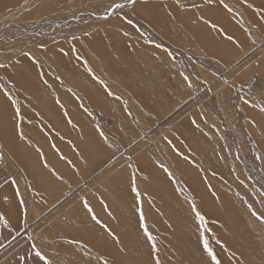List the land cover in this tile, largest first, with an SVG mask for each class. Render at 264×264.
<instances>
[{
    "label": "rangeland",
    "instance_id": "rangeland-1",
    "mask_svg": "<svg viewBox=\"0 0 264 264\" xmlns=\"http://www.w3.org/2000/svg\"><path fill=\"white\" fill-rule=\"evenodd\" d=\"M15 1L13 5L11 0H5L0 7V30L12 21L26 29L36 28L40 19H49V15L73 12L75 16L102 2ZM185 1L178 0L176 5L186 10ZM229 1L241 0H223L218 5L225 10ZM200 2L203 0L194 3L196 11L203 9ZM209 2L205 4L206 11L211 8ZM216 4L212 3L213 9L209 10L215 11ZM166 7L160 14L164 16L160 32L146 24L149 16H136H141L138 23L157 32L153 37L158 41L155 46L150 44L152 40L145 42L132 34L116 37L120 38L119 44L105 36L98 38L105 44L95 55L85 47L97 25L89 21L90 29L78 34L79 40L85 37V47L74 38L75 34L69 33L67 36L78 43L76 49L81 56L90 61L86 65L81 60L73 72L60 66L53 52L47 50L49 45L54 49L52 44L62 40L61 36L47 41L37 32H32L33 37L20 33L13 36V41L7 37L0 46V154L9 160L7 168L0 162V264H105L102 258L114 264L112 257L105 254L109 243L125 248L127 258L122 261L134 264V259L141 261V256L122 238L123 232L131 230L130 234L145 238L142 244L150 261L156 264L159 256L164 264H172L169 238L175 234L176 243L180 242L186 233L178 227L183 223L184 227L179 228L190 232L187 221L192 219L199 243L204 244L205 239L208 245L209 241H219L216 247H209L221 264H264V47L231 69L251 49L264 45V0H242L241 4L230 5L227 23L224 19L213 22L205 14L202 18H185L182 14L180 19ZM42 8L45 11L39 12ZM128 22L134 24L129 19ZM224 23L236 32L225 31ZM112 27L115 32L116 25ZM126 28L130 30L125 25ZM1 32L2 39L9 33ZM204 35L210 38L202 44ZM29 53L42 58L53 72L49 71L52 79L60 80L62 85H56L46 75L48 83L41 81L35 69L40 66ZM55 55L63 58L58 50ZM21 61L35 82L30 76L23 77L30 84L14 79V72L25 69ZM75 73L78 81L73 78ZM251 82L253 89L248 87ZM145 135L149 137L147 142L137 145L136 141ZM191 144H204L206 149L192 150ZM126 152L128 155L122 158ZM117 156L122 161L111 163ZM216 160L221 162L217 167ZM141 165L146 167L141 169ZM177 171L187 180L192 195L176 183L179 180L173 173ZM99 176L108 178L104 182L107 184L98 183ZM195 179L197 183L192 184ZM206 182L213 185L210 191ZM80 186V192L55 208L59 200ZM227 192L237 202L230 198L227 201ZM200 198L209 199L208 203L211 200L213 209L229 205L230 211L243 220L238 222L235 216L234 220L229 211L227 220L210 213L211 220L203 213ZM192 202L209 220L211 229L205 230L206 220L194 218ZM173 209L180 222L171 220ZM27 222L33 224L32 234L42 240L43 251L25 233ZM149 233L155 237V247L147 239ZM223 237L235 246L229 247L232 252ZM222 254L228 258L222 260ZM207 256L204 247L196 248L197 262ZM210 261L215 264L211 258Z\"/></svg>",
    "mask_w": 264,
    "mask_h": 264
},
{
    "label": "bare ground",
    "instance_id": "bare-ground-1",
    "mask_svg": "<svg viewBox=\"0 0 264 264\" xmlns=\"http://www.w3.org/2000/svg\"><path fill=\"white\" fill-rule=\"evenodd\" d=\"M2 1V2H1ZM103 1L104 0H102V2L100 3V5L98 6V7H90V9H83V10H80V11H78L77 12V14L74 16V15H72V13L71 14H68V15H62V16H64L63 18H62V16H59V15H57V16H52V15H49L51 18H49V19H40L41 21H39V20H35V21H39L37 24L39 25L38 27H36V28H32V27H29V28H27L26 29V27L24 28V27H21L22 25L19 23V22H16V21H12L13 23L9 26V27H7V26H5V27H3L2 28V30H0V33H2L1 31H6V32H9V33H7V35H6V37L4 38V39H2L1 38V36H0V46H2L4 43V41H6V38L7 37H10V38H12V40L11 41H13L14 39H16V37H13L14 35H19L20 33L21 34H24V36H35V34H36V32L39 34V35H37V36H39V38H41V39H46L47 41H50V39L52 40V38L51 37H53V38H55V37H60L61 36V39L62 40H59L58 41V43L56 44V43H54V44H52V46L54 47V49H51L50 47H51V45H49V47L47 48V50H50V52H53V54H54V56H56L57 57V60H58V63H59V65L60 66H63L64 68H65V70H67V71H72L73 69L72 68H74V66L75 65H77L81 60H83L84 62H85V64L86 65H88L89 63L88 62H90V61H88V60H84V57L83 56H81V54L82 53H79V51L77 50L78 49V43H75V42H73L71 39H70V37H68L67 35L70 33V34H75V36H74V38H76V39H78L77 38V36H78V34L79 33H83V32H85V31H87V30H89L90 29V26L88 25L89 23V21L91 22V24H94L95 26H96V29L94 30V32L91 34V35H88L89 37H91V39L89 40V42H88V44L89 45H87L86 46V44H85V42H84V39L83 38H85L84 36H83V38L82 37H80V42H81V44L83 45V47H85V48H87L86 50H92L93 52H94V54L95 55H97V53L95 52V51H101V48L103 47L102 45H103V43H101L100 42V40L99 39H103V37H105V36H109V38H114L115 39V42L116 43H120L119 41H118V39H120V38H116V37H118V36H120V35H122V36H124L125 37V35L127 34V35H129V34H132V35H134V36H136V37H138L139 39H141L142 41H151L152 40V42L150 43V44H152V45H157L158 44V41H156V40H154V36H156V34H157V32H160L161 30H162V26H161V24H160V21H162L163 23H164V16L163 17H161V13H163V9H162V7H165L166 5L168 6V10H171V12L173 13V15H178V17L180 18V15H184L185 14V18H187L188 16L190 17V15L192 16V17H194V18H196V17H200V18H202L201 16L202 15H206L211 21H213V22H216V23H221V22H223V19H224V22H228L230 19L229 18H231V16H228L229 14H231V12H228V7L230 6V5H232V4H234V5H237V4H241V1L239 2V3H237L236 1L234 2V3H232V1H229V2H231V3H227V7H225L226 9L224 10V7H223V9L221 8V6L219 7V3H222V1L223 0H211V2H209V0H203V2L201 3V4H204L203 5V9H201V10H199V11H196L195 10V7L193 8V6L195 5L194 3H195V1L196 0H187V1H185V4H186V10L185 9H181V5L180 6H177L176 4V1H178V0H135V3H132L131 2V0H109L110 1V3H103ZM108 1V2H109ZM169 3H168V2ZM181 1H184V0H181ZM11 2L13 3V5H15L16 4V1L15 0H11ZM199 2V1H198ZM207 2H209L210 4H209V7H211L212 8V3H217L215 6H217L216 7V10L214 11V10H209V9H211V8H209L207 11H206V7H207V5H205ZM4 4H5V0H0V7H2V6H4ZM116 5H120L121 7H116ZM222 5V4H221ZM17 6V5H16ZM214 6V7H215ZM197 7V6H196ZM86 8V7H85ZM202 8V7H201ZM3 8H1V10H2ZM204 9H205V11L206 12H204ZM213 9V8H212ZM46 10H47V8H46ZM159 11V14H157L156 13V11ZM217 10L221 13V17H219V13L217 12ZM45 11V8H42V9H40L39 10V12H44ZM150 12L151 14L149 15V14H146L147 12ZM48 12H51V10H49ZM48 12L47 13H41V14H37V13H35L34 14V19H35V15H37V17H41V16H44V15H46V14H48ZM76 12V11H75ZM145 12V13H144ZM228 12V13H227ZM139 15H144V16H149L151 19L148 21H145L146 22V24H148L151 28H149V26H147V25H145V24H140V23H138V21H140V17L139 18H137L136 16H139ZM172 15V14H171ZM172 15V16H173ZM2 16V15H1ZM144 16H143V18H144ZM175 16H173V17H175ZM53 17V18H52ZM123 17V18H122ZM168 17V16H167ZM188 17V18H189ZM11 18V17H10ZM143 18H142V21H143ZM175 18H177V17H175ZM178 18V19H179ZM14 19H15V15H14ZM65 19H67L66 21H63V20H65ZM127 19V20H126ZM128 19H129V21H130V23H134V24H129V22H128ZM137 19H139V20H137ZM181 19V18H180ZM179 19V20H180ZM145 20V19H144ZM182 20H184V18H182ZM181 20V21H182ZM61 21H63V22H61ZM18 23V24H17ZM24 23V22H23ZM26 23H28V22H26ZM25 23V24H26ZM183 24H184V22H182ZM226 23H224V25L225 26H227L226 28H225V31H229V33H234V32H236V29L235 28H233L232 26H230V25H227ZM29 25V24H28ZM112 25H116V30H115V32L113 31V27H112V29H111V26ZM125 25L127 26V27H129L130 28V30H127L128 28H126L125 29ZM24 26V25H23ZM229 26V27H228ZM195 27V26H194ZM197 27V26H196ZM32 28V29H31ZM192 28V27H191ZM19 29V30H18ZM31 29V30H30ZM149 29H151V30H155V31H157L156 33L155 32H150L149 31ZM10 30H14L13 32H10ZM20 30H22V32H20ZM192 30V29H191ZM163 31V30H162ZM32 32H34L35 34L33 35V33ZM199 33V32H198ZM205 33V32H204ZM226 33V32H225ZM90 34V33H89ZM83 35H85V34H83ZM196 35V34H195ZM199 35H200V33H199ZM206 35V34H205ZM204 35V40L203 41H201V43L202 44H205V42L207 41V40H209V38H208V36L206 37ZM159 36V35H158ZM202 36H203V34H202ZM201 36V37H202ZM101 37V38H100ZM168 37V36H167ZM200 37V36H199ZM65 38V40H63ZM99 38V39H98ZM197 38H198V36H197ZM101 39V40H102ZM104 41V40H103ZM10 42V41H9ZM51 43H53L52 41H51ZM50 43V44H51ZM25 44V43H24ZM105 44V43H104ZM109 45H110V43H109ZM9 46V45H8ZM104 46H106V45H104ZM107 47V46H106ZM262 47H264V45H263V43H261V45L259 44V45H257L256 46V48L255 49H251V51L246 55V57H243L236 65H232L231 66V69H234V68H236L238 65H241L242 63H243V61H245V60H248L249 58H252L254 55H255V53H257L258 52V50L260 49H262ZM77 48V49H76ZM57 50L58 51H60L61 53H62V55H63V58L60 56V55H55L56 54V52H57ZM31 52L32 53H34V51H32L31 50ZM32 53H29V55H31L33 58H35V60L38 62V64H39V66H40V69H39V67L37 68V67H35L36 65H38V64H33V63H31L34 67H35V69H36V72H38L39 73V76H40V80L41 81H44L45 80V82H47L48 83V81H47V79H45L46 78V76L47 77H49V78H51V81H53L56 85H58V86H61L62 85V82L60 81V80H57V79H52L53 77H52V74H50V72L51 73H53L52 72V70H51V68H50V66H48V65H46V62H43L41 59L42 58H40V57H35L34 56V54H32ZM66 55H65V54ZM234 53V52H233ZM93 54V55H94ZM1 55V54H0ZM90 55V54H89ZM4 56V55H3ZM98 57H99V55H98ZM1 58V57H0ZM30 58V57H29ZM30 60H32V58L30 59ZM34 60V59H33ZM97 60V59H96ZM30 63V62H29ZM35 63V62H34ZM21 64L24 66V68L25 69H22V70H20L19 72L18 71H16V72H14L13 73V75H14V79H16V80H18L19 82H24V84H30L31 82L30 81H27L26 82V79L24 80V78L23 77H25V76H30L29 78L30 79H32L33 81L32 82H35L34 81V79H33V76L32 75H29V69H28V67H27V65H26V63L25 62H22L21 61ZM91 64V63H90ZM81 65H84V64H82L81 63ZM85 66V65H84ZM86 67V66H85ZM90 67V66H89ZM50 71V72H49ZM73 72V71H72ZM46 75V76H45ZM44 79H43V78ZM78 74L77 73H75V75H73V78H74V80L75 81H78ZM2 79H4V78H2ZM7 81V80H6ZM46 83V85H48ZM108 85V84H107ZM248 87L250 88V89H253V88H255V86L253 85V82H251L250 83V85H248ZM71 90V89H70ZM34 92H35V90H34ZM255 92V91H254ZM254 92H253V96H254ZM41 93V92H40ZM112 93V92H111ZM257 95V94H256ZM75 96L77 97L78 95L77 94H75ZM78 98V97H77ZM76 99V98H75ZM79 101H81V100H79ZM5 109V108H4ZM3 110V109H2ZM6 110H8V109H5V111ZM2 112V111H1ZM260 119V118H259ZM260 123V122H259ZM156 130V129H155ZM154 132V131H153ZM87 134V133H86ZM147 135H145L143 138H139L137 141H136V144L137 145H140V146H142L143 144H145L144 142H147L146 140H147V138H149V137H146ZM139 146V147H140ZM124 151L126 150V149H123ZM123 150H122V152H123ZM129 152V151H128ZM128 152H126L125 154H122V158H123V156H125L126 154L128 155ZM150 153H152V152H150ZM2 154V158H1V160H0V162L2 163V165L3 166H5V168H7V167H9V160L7 159V156L4 154V153H1ZM151 155H153V154H151ZM119 156H120V151H119ZM119 156H117V157H115L114 158V161L113 162H111V163H120V161H122L121 160V157H119ZM144 162H146V161H144ZM148 165V164H147ZM149 166V165H148ZM147 166V167H148ZM152 165H150V167H151ZM155 166V165H154ZM144 167H146V165H144ZM144 167L141 165V169H144ZM147 170H148V168H147ZM150 170V169H149ZM111 171V170H110ZM110 171H109V173H110ZM106 172H108V169L106 170ZM108 173V174H109ZM149 173V172H148ZM151 173H153V172H151ZM163 175V174H162ZM110 176V175H109ZM153 176V175H152ZM152 178V177H151ZM186 178H189V179H192V178H190V177H186ZM108 180V178H106L105 179V177H100L99 176V179H98V183H104L105 181H107ZM159 180V179H158ZM161 180V179H160ZM153 181V180H152ZM164 181V180H163ZM107 183V182H106ZM106 183H104V184H106ZM195 183H197V180L195 179V180H193V182H192V184H195ZM162 184H165V183H163L162 182ZM169 185V184H168ZM199 187V186H198ZM197 187V188H198ZM152 188H150V190H151ZM80 192L81 191V186L80 187H78V188H76V190L75 191H73V192H70V193H68L67 195H65V197L64 198H62L61 200H59L58 202H57V204L56 205H54L55 206V208L57 207L58 208V206H59V204H61L62 202L64 203L65 201H67V200H69L71 197H72V195L73 194H75L76 192ZM192 191H195V189H193ZM196 191H197V189H196ZM188 193V192H187ZM193 193V192H192ZM196 193V192H195ZM200 196L202 195L201 194V192H200V194H199ZM197 196H198V194H197ZM202 197V196H201ZM203 198H205V197H203ZM201 199V198H200ZM199 200V199H198ZM208 201H209V199L208 200H202L201 199V201H200V206H201V208L203 209V213H205L207 216H208V218H210L211 220H212V217H211V215H210V213H213L214 215H216V216H218V218H220V220H222V219H226L227 220V216L225 215L224 217L222 216V214H221V212L222 211H224V210H228L229 212H230V214H231V216L230 217H233L234 218V220H236L235 219V217H238V222L239 221H241V220H243V218L242 217H240V216H238V215H236L235 213H233L232 211H230V207H229V205H227L226 204V206H224V207H219L218 209L217 208H215V209H213L211 206H210V204L209 203H211V200H210V202L208 203ZM221 201V200H220ZM175 207V206H174ZM176 209V208H175ZM182 209V208H181ZM49 212H51V209L49 210ZM227 214V213H226ZM171 215V214H170ZM174 215V214H173ZM228 215V214H227ZM46 215H44V216H42V218L43 217H45ZM185 216V215H184ZM235 216V217H234ZM180 219V218H179ZM190 219V218H189ZM174 223H175V221L173 220V218L171 219ZM226 220H225V222H226ZM181 221H182V219H181ZM132 222V221H131ZM133 222H134V220H133ZM173 222H171V223H173ZM211 222V221H210ZM212 223V222H211ZM220 223V222H219ZM81 224H83V223H81ZM26 225L28 226V227H26V231L27 232H25L27 235H29L30 237H32V240H33V244H34V246L37 248V249H40V251H43V249L41 248V244H43V243H41V241L39 240V236L37 235V234H32V230H33V224L32 223H26ZM86 225V224H85ZM218 225V224H217ZM132 226V225H131ZM187 226H188V229H189V231L190 232H186V231H184V229H182V228H179V227H182V225L181 226H179L178 227V229L181 231V232H184V233H186V236H181L180 238H181V240H180V242H186L187 241V244L189 245H191V244H193V243H197V240H198V234L196 233V228H195V224H194V221H193V219H192V222H190V221H187ZM186 226V227H187ZM215 226V225H214ZM226 226V225H225ZM85 227V226H84ZM217 227V226H216ZM222 227V226H221ZM228 227V226H227ZM85 228H87V227H85ZM219 228V227H218ZM229 228V227H228ZM88 230V229H87ZM220 230H222V229H219V232H220ZM216 231H218V230H216ZM228 230H226L225 232H227ZM231 231V230H230ZM237 231H239V230H237ZM91 232V231H90ZM132 232V230L131 231H129L127 234H125L126 232H123L122 233V238H123V240H126V242H127V244H129V246L128 247H134V249L136 248L137 249V254L138 255H140L141 256V261L140 260H137V259H134V264H152L151 263V261L149 260V258H148V256H147V254L145 253V248H144V246H143V244L142 243H145V241H144V239L145 238H142V236H140L139 237V235L137 236V235H134V234H130ZM222 232H224V231H222ZM92 234V233H91ZM219 234V233H218ZM221 234V233H220ZM232 234H233V232H232ZM244 234V233H243ZM93 235V234H92ZM217 235V234H216ZM238 235V234H237ZM131 236H133V237H135L136 238V240H133V239H135V238H131ZM197 236V237H196ZM233 236V235H232ZM240 236V235H239ZM239 236L236 238V239H239ZM241 236H242V234H241ZM224 238V237H223ZM165 239V238H164ZM225 240H226V242H227V244L229 243V241L228 240H230V239H228V237H226V238H224ZM166 240V239H165ZM50 241H52V239L50 240ZM134 241V242H133ZM195 241V242H194ZM232 241V240H231ZM169 248L171 249V250H175V249H177L176 247H174V245L176 244V235L175 234H173V235H171V238H169ZM198 243H199V240H198ZM236 243V242H235ZM186 244V245H187ZM200 244V243H199ZM233 244V243H232ZM255 244V243H254ZM49 245V244H48ZM52 246H53V249H57V245L54 243H52L51 244ZM165 245V244H164ZM231 245V244H230ZM50 246V245H49ZM192 246V245H191ZM222 246V245H221ZM234 246V245H233ZM56 247V248H55ZM59 247V246H58ZM193 247V246H192ZM232 247V246H231ZM235 247V246H234ZM196 248H201V247H198V245H197V247ZM229 250H230V248L229 247H227ZM247 248V247H246ZM245 248V249H246ZM128 249V248H127ZM131 249V248H130ZM194 249V248H193ZM217 249H218V247H217ZM179 250V249H178ZM224 250V249H223ZM258 250V249H257ZM45 251V250H44ZM129 251V250H128ZM136 251V250H135ZM231 251V250H230ZM236 251H238V250H236ZM100 252V251H99ZM188 252V251H187ZM206 252V251H205ZM220 252V251H219ZM232 252V251H231ZM259 252V251H258ZM257 252V253H258ZM176 253V252H175ZM177 253H180V252H177ZM201 255H203L204 256V253L201 251V252H199ZM226 253V252H225ZM234 253V252H233ZM242 253V252H241ZM244 253V252H243ZM98 255L97 253H93V255ZM105 254L106 255H108V256H111L112 257V261L114 262V264H117L118 263V260H119V262H120V264H125V262H123L122 261V259H124V258H127V252H126V250H125V248H119V247H117L116 245H114V244H111V243H109L108 244V250H107V252H105ZM129 255V257L131 256V253L130 254H128ZM169 255V254H168ZM217 255L219 256L220 255V253H217ZM226 255V254H225ZM225 255H221V257H222V260L224 259V258H228V257H226ZM238 256L240 255V253H238L237 254ZM254 255V254H253ZM187 256V255H186ZM198 256V255H197ZM228 256V255H227ZM99 257H101L102 258V256H99ZM52 258V257H51ZM133 258V257H132ZM172 258H176V256L174 255V254H172ZM207 258V257H206ZM220 258V257H219ZM110 259V258H109ZM188 259V258H187ZM190 259V258H189ZM188 259V260H189ZM194 259V258H193ZM208 259V258H207ZM209 260V259H208ZM225 260V259H224ZM101 261H103V262H107L106 260H104L103 258L101 259ZM111 261V262H112ZM206 261V260H205ZM129 262H130V264H132V261L131 260H129ZM191 262H193V261H191ZM211 262V261H210ZM194 263V262H193ZM200 263V262H199ZM107 264H108V262H107ZM208 264V263H207ZM210 264H213V263H210Z\"/></svg>",
    "mask_w": 264,
    "mask_h": 264
},
{
    "label": "crops",
    "instance_id": "crops-1",
    "mask_svg": "<svg viewBox=\"0 0 264 264\" xmlns=\"http://www.w3.org/2000/svg\"><path fill=\"white\" fill-rule=\"evenodd\" d=\"M193 144H191V148H192V150L193 149H195L194 147H197V148H203L204 147V144H202V145H199V146H197L196 144H194L195 146L193 147L192 146ZM206 149V148H205ZM204 148H203V150H205ZM196 154V153H195ZM195 157V156H194ZM115 157H113V159H114ZM194 160H195V158H194ZM207 160H209V161H211V159L210 158H207ZM220 163L221 162H219L218 160H216V167L218 166V165H220ZM222 165V164H221ZM222 167H223V165H222ZM174 175V177L175 178H177L179 181H177L176 183H179V185L183 188V189H185L187 192H189L190 191V185L188 184V182H187V180H184L185 178L179 173V171H177L176 173H173ZM188 176H190L189 174H187ZM212 175V174H211ZM223 175H225V177H226V174H224L223 173ZM215 177H217V178H220L221 176H220V174H215L214 175ZM93 178L94 177H92V180H93ZM216 178V179H217ZM223 179H225V178H223ZM222 179V177L220 178V179H218V180H221V182H223L224 180ZM218 180H216V182L218 183ZM208 185V188H209V191L213 188V185L211 186V184H209V182H206ZM107 184V183H106ZM216 185V184H215ZM173 189H174V186L172 187ZM227 188V186H225V189ZM174 192L176 193V195L178 196L179 195V193H178V191H177V189H175L174 190ZM157 193H161V192H159V191H157ZM174 193V194H175ZM191 195H192V193L191 192H189ZM228 194H227V196H226V200L228 201V198H230V199H232V201H234V202H237V199H236V201H235V199H234V197H233V195L230 193V192H227ZM146 197H147V195H146ZM230 202V201H229ZM193 205H194V203L192 202V207H193ZM198 210H196L195 209V207H193V209H191V212L193 213V215H194V218L196 217V212H197ZM199 212V211H198ZM173 214H172V218H173V220L174 221H178V222H180V220H179V217H177V215H175V214H177V212H175V209H173V212H172ZM226 213H228V210H224V211H222L221 212V214H222V216H225L226 215ZM200 214L204 217V222H205V220H206V224H205V230H208V229H211V225H208L209 224V220L205 217V215H203L201 212H200ZM229 214V213H228ZM79 220V219H78ZM207 220H208V223H207ZM182 225H183V223H182ZM177 226H179L178 224H177ZM184 227V226H183ZM182 227V228H183ZM116 238V237H115ZM114 238V239H115ZM113 239V238H112ZM234 241L236 242V239H234ZM195 242V241H194ZM95 242H93V244H94ZM187 241L186 242H177L175 245H174V247H176L177 249H175L174 251H173V254L176 256V258H174L173 260H172V264H210V258H209V256H207L208 257V259H209V261H208V259L207 258H205L204 257V259L203 260H201V261H199V262H197L196 260H195V253H196V247H197V243H193V244H187ZM217 244H220L219 243V241H209V246L210 247H216L217 246ZM231 244V245H230ZM228 245V247H234L233 246V244L229 241V243L227 244ZM198 247H203V242H200V244L198 245ZM194 248V249H193ZM179 249V250H178ZM188 251V252H187ZM176 252V253H175ZM177 252H180V253H177ZM206 253V252H205ZM187 255V256H186ZM206 256V255H205ZM189 260H188V259ZM194 258V259H193ZM206 260V261H205ZM159 261H160V264H164L161 260H160V258H159ZM191 261H193V262H191ZM151 263L152 264H154L153 263V261L151 260Z\"/></svg>",
    "mask_w": 264,
    "mask_h": 264
},
{
    "label": "snow or ice",
    "instance_id": "snow-or-ice-1",
    "mask_svg": "<svg viewBox=\"0 0 264 264\" xmlns=\"http://www.w3.org/2000/svg\"><path fill=\"white\" fill-rule=\"evenodd\" d=\"M131 2L135 3V0H131ZM116 7H121V6L120 5H116ZM225 7H227V5H225ZM41 47H43V45H41ZM0 67H2V65H0ZM17 111H19V110L17 109ZM21 136H23L22 132H21ZM0 155H2V154H0ZM136 194H137V196L140 195L138 190H137ZM193 207H195V206L193 205ZM196 217L198 219H200L202 222L204 221V217L198 211L196 212ZM141 219H143V215H141ZM261 219H264V217H261ZM145 231H147L146 227H145ZM147 239L150 240V241H153V245L152 246L155 247V237H153L149 233L148 236H147ZM203 247H204V249H206L208 251L211 260L215 261V264H221L220 260L216 257V255L212 252V249L209 247L207 239L204 240ZM37 255L39 256L40 253H37ZM105 264H107V262H105ZM156 264H160L159 256L156 257Z\"/></svg>",
    "mask_w": 264,
    "mask_h": 264
}]
</instances>
